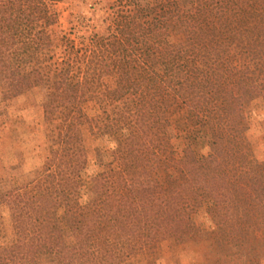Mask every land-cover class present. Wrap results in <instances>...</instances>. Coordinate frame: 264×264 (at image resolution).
Wrapping results in <instances>:
<instances>
[{"label": "trees", "instance_id": "trees-1", "mask_svg": "<svg viewBox=\"0 0 264 264\" xmlns=\"http://www.w3.org/2000/svg\"><path fill=\"white\" fill-rule=\"evenodd\" d=\"M49 1L0 0L2 98L41 90L48 141L40 167L0 187L12 226L0 264H120L139 252L160 264V241L192 237L201 205L243 264L251 230L264 252V157L245 111L264 103V0H121L105 33L64 36L59 54ZM84 126L109 145L95 150L85 199ZM164 215L173 228L145 231Z\"/></svg>", "mask_w": 264, "mask_h": 264}, {"label": "rangeland", "instance_id": "rangeland-1", "mask_svg": "<svg viewBox=\"0 0 264 264\" xmlns=\"http://www.w3.org/2000/svg\"><path fill=\"white\" fill-rule=\"evenodd\" d=\"M182 2L183 0H179ZM124 1L121 0H51L42 8V17L48 26L54 51L59 54L58 46L64 36L74 38L83 33H105L111 18L124 11ZM113 77L104 79L109 86L113 85ZM3 87L0 78V187L7 189L14 179H27L31 171L41 166L48 150L47 126L42 111V91L34 89L13 98H2ZM85 109L89 115L99 112L97 100L86 103ZM247 113V139L253 146L258 158L264 157V103L255 100L249 103ZM83 137L88 151L90 163L81 177L82 198L88 197L89 175L96 168L94 153L96 148L107 150L108 143L100 136L92 135L87 126L83 127ZM174 144L179 140L174 139ZM190 218L195 227H191L188 239L168 236L160 241L156 260L160 264H243L239 257V247L234 242L227 241V236L216 230V225L204 206H196L190 211ZM176 217L164 215L146 221L147 233L163 232L175 226ZM254 229V228H253ZM249 239L244 246L252 253H243L245 264H264V252L259 243ZM226 233V230H225ZM228 234V233H227ZM12 240V226L7 208H0V250L9 245ZM247 251V252H248ZM248 256H251L250 258ZM148 258L142 253H136L120 264H147ZM27 264H55L49 255L30 259Z\"/></svg>", "mask_w": 264, "mask_h": 264}]
</instances>
